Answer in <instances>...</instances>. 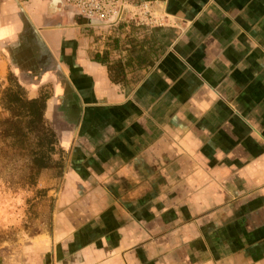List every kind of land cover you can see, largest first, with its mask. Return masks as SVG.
Instances as JSON below:
<instances>
[{"label": "crops", "instance_id": "0c3cea01", "mask_svg": "<svg viewBox=\"0 0 264 264\" xmlns=\"http://www.w3.org/2000/svg\"><path fill=\"white\" fill-rule=\"evenodd\" d=\"M145 1L153 25L0 8V81L67 155L29 264H264V0Z\"/></svg>", "mask_w": 264, "mask_h": 264}, {"label": "trees", "instance_id": "16d2710c", "mask_svg": "<svg viewBox=\"0 0 264 264\" xmlns=\"http://www.w3.org/2000/svg\"><path fill=\"white\" fill-rule=\"evenodd\" d=\"M112 45L116 47L117 41ZM137 45H132L135 51ZM143 46V45H142ZM149 54H137L132 60L138 66H152L155 54L149 44ZM107 58V57H106ZM131 62V61H129ZM111 81L118 82L121 63L106 64ZM130 64V63H129ZM7 86L1 91L0 107L5 116L0 118V155L8 161L21 162L23 180L27 186H35L42 172H52L53 178H61L65 169L64 152L59 146L56 133L44 117L46 98L35 99L27 97L24 88L12 74L7 76Z\"/></svg>", "mask_w": 264, "mask_h": 264}, {"label": "rangeland", "instance_id": "374dc122", "mask_svg": "<svg viewBox=\"0 0 264 264\" xmlns=\"http://www.w3.org/2000/svg\"><path fill=\"white\" fill-rule=\"evenodd\" d=\"M18 2L0 0V8L4 3ZM6 86L7 80L0 81V96ZM4 116L1 109L0 118ZM62 156L66 164L67 155ZM21 166V162L8 161L0 155V264H29L31 240L48 232L51 225L55 200L50 193L56 194L58 186H50V182L60 178H53L52 172L45 171L35 186H27Z\"/></svg>", "mask_w": 264, "mask_h": 264}, {"label": "built area", "instance_id": "2783aa9c", "mask_svg": "<svg viewBox=\"0 0 264 264\" xmlns=\"http://www.w3.org/2000/svg\"><path fill=\"white\" fill-rule=\"evenodd\" d=\"M62 9H71L74 15L98 25L114 26L127 14L139 25H153L156 19L151 12L150 2L140 0H57ZM131 7L134 11H131Z\"/></svg>", "mask_w": 264, "mask_h": 264}, {"label": "water", "instance_id": "95a60500", "mask_svg": "<svg viewBox=\"0 0 264 264\" xmlns=\"http://www.w3.org/2000/svg\"><path fill=\"white\" fill-rule=\"evenodd\" d=\"M57 1V0H56ZM58 2V1H57Z\"/></svg>", "mask_w": 264, "mask_h": 264}]
</instances>
